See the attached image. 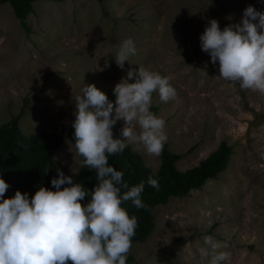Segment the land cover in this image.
<instances>
[{"label": "rangeland", "instance_id": "1", "mask_svg": "<svg viewBox=\"0 0 264 264\" xmlns=\"http://www.w3.org/2000/svg\"><path fill=\"white\" fill-rule=\"evenodd\" d=\"M249 5L264 12V0H43L27 18V35L12 7L0 4V126L23 114L26 137L64 132L57 177L60 169L74 181L82 167L69 139L82 89L95 84L114 102L109 92L140 66L170 77L176 89L167 103L153 93L150 111L166 122L164 145L184 155L179 170L198 166L222 142L232 146L218 179L156 208L151 235L132 247L133 264H201L206 236L229 254L224 264H264V94L221 79L219 62L200 43L208 21L223 30L240 23ZM129 38L137 52L121 69L113 55ZM124 126L114 125L115 139H125ZM127 146L158 172L161 156Z\"/></svg>", "mask_w": 264, "mask_h": 264}, {"label": "clouds", "instance_id": "2", "mask_svg": "<svg viewBox=\"0 0 264 264\" xmlns=\"http://www.w3.org/2000/svg\"><path fill=\"white\" fill-rule=\"evenodd\" d=\"M200 43L211 63L219 62L221 79L264 94V12L249 5L240 23L223 30L218 20L211 19ZM136 52L129 38L113 56L124 69ZM170 79L143 66L129 70L114 88V102L95 84L82 89L72 126L77 153L84 158L85 167L96 170L98 183L90 193L57 169L58 177L51 180L55 191L40 187L30 198L17 190L14 197L4 199L10 184L0 177V264H126L138 218L121 205L130 200L137 209L148 210L141 199L145 185L141 182L129 189L124 173L111 166L108 157L122 153L129 143L149 156L162 154L166 122L150 109L153 93L164 103L176 98ZM120 120L125 122L121 132L125 139L113 136V127ZM65 184L69 186L61 190ZM148 184L160 188L152 177ZM121 189L128 190L121 196ZM89 194L90 202L82 205ZM204 242L208 247L200 249L201 264H224L229 259L228 253L217 251L222 245L212 237L206 236Z\"/></svg>", "mask_w": 264, "mask_h": 264}, {"label": "trees", "instance_id": "3", "mask_svg": "<svg viewBox=\"0 0 264 264\" xmlns=\"http://www.w3.org/2000/svg\"><path fill=\"white\" fill-rule=\"evenodd\" d=\"M38 1L43 0H0V4H9L12 7V13L19 20L25 33L29 35L31 29L27 18L35 12L34 4ZM49 1L62 3L66 0ZM109 94L113 100H116L114 91H110ZM22 116L23 114H20L9 123L0 126V177L10 184L4 199L14 197L17 190L28 193L30 198L40 187L55 191L51 184V180L57 177L54 169V154L61 148L66 136L64 132L60 134L40 132L26 137L19 125ZM69 139L75 145L73 131L69 133ZM233 154L232 146L222 142L217 150L198 166L181 171L177 168V164L184 155L174 154L168 149V145H164L160 155L162 163L157 173L146 166L143 157L129 146L122 153L110 155L109 164L124 173L123 180L129 185V189L141 182L145 185L141 199L148 206V210L137 209L130 200L122 202L121 205L130 216L138 218V227L132 238V244L147 241L155 227L154 215L157 207L167 205L172 198L188 197L192 191L200 190L206 182L218 179L227 170ZM79 157L82 167L73 182L82 184L85 191L90 193L98 183L96 170L85 167L84 158L81 155ZM149 177L158 180L159 190L148 184ZM68 186L62 185L61 190ZM127 190L121 189V196ZM90 199L89 194L81 201L82 205L86 206ZM134 262L135 257L130 251L126 264Z\"/></svg>", "mask_w": 264, "mask_h": 264}]
</instances>
